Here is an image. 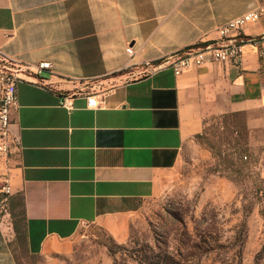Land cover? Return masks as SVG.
<instances>
[{
  "label": "crops",
  "instance_id": "obj_1",
  "mask_svg": "<svg viewBox=\"0 0 264 264\" xmlns=\"http://www.w3.org/2000/svg\"><path fill=\"white\" fill-rule=\"evenodd\" d=\"M264 0H0V54L51 70L17 86L0 174V264H16L11 202L24 199L32 256L68 254L87 227L116 239L159 197L185 144L213 117L264 112V17L226 41L242 56L176 76L157 69ZM132 49L128 54L127 49ZM147 72L146 75L142 73ZM73 97V110L60 105ZM96 96L100 107H87ZM4 198V199H3Z\"/></svg>",
  "mask_w": 264,
  "mask_h": 264
},
{
  "label": "rangeland",
  "instance_id": "obj_2",
  "mask_svg": "<svg viewBox=\"0 0 264 264\" xmlns=\"http://www.w3.org/2000/svg\"><path fill=\"white\" fill-rule=\"evenodd\" d=\"M10 202L20 227L9 244L16 264H264V112L208 120L122 239L90 226L68 254L32 256L20 197Z\"/></svg>",
  "mask_w": 264,
  "mask_h": 264
},
{
  "label": "built area",
  "instance_id": "obj_3",
  "mask_svg": "<svg viewBox=\"0 0 264 264\" xmlns=\"http://www.w3.org/2000/svg\"><path fill=\"white\" fill-rule=\"evenodd\" d=\"M264 17V6L231 20L218 30L220 41L207 44L205 48L188 52L178 57H170L159 63L157 69L170 68L176 76L185 71L201 68L211 64H224L242 56V44L226 41L233 33L240 35L249 24L259 22ZM260 45V56L264 59V39L257 42ZM132 54V49H127ZM49 62H43L34 67L21 68L6 60L0 54V156H8L11 149L10 127L11 115L18 108L17 86L28 78H35L43 71L51 70ZM60 105L67 110H73V97L65 96ZM87 107L96 109L100 102L96 96L87 98ZM11 181L8 175L0 178V196H10Z\"/></svg>",
  "mask_w": 264,
  "mask_h": 264
},
{
  "label": "trees",
  "instance_id": "obj_4",
  "mask_svg": "<svg viewBox=\"0 0 264 264\" xmlns=\"http://www.w3.org/2000/svg\"><path fill=\"white\" fill-rule=\"evenodd\" d=\"M207 44H200V45H196L194 47H191V48H188V49H185L177 54H175L173 57H178V56H182V55H185L187 54L188 52H192V51H196V50H199V49H202V48H205ZM20 205H21V212H22V217H23V227H24V199L22 196H20ZM12 215V220H13V226H14V231L15 233L18 235L19 234V225L18 223L16 222V217L15 214L11 213ZM24 230V228H23ZM24 236H25V244H26V248H27V241H26V235H25V232H24ZM264 252V250H262V252H260L259 255H261L262 253Z\"/></svg>",
  "mask_w": 264,
  "mask_h": 264
}]
</instances>
